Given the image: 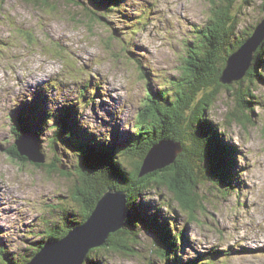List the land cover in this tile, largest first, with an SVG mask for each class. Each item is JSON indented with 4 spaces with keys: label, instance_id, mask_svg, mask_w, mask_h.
Segmentation results:
<instances>
[{
    "label": "rangeland",
    "instance_id": "obj_1",
    "mask_svg": "<svg viewBox=\"0 0 264 264\" xmlns=\"http://www.w3.org/2000/svg\"><path fill=\"white\" fill-rule=\"evenodd\" d=\"M263 2L236 3L239 36L261 21ZM210 17V0H0V258L21 263L53 227L82 218L73 198L79 151L52 144L55 121L68 115L91 141L127 144L149 96L171 89ZM235 86L207 109L236 149L232 181L201 178L194 218L165 187H150L130 208L136 219L137 206L146 219L157 215L160 229L168 223L172 240L179 234L175 256L140 219L127 247L94 251L84 264H264V80L243 119L232 115ZM22 114L40 134L44 166L8 152ZM59 156L66 173L54 169Z\"/></svg>",
    "mask_w": 264,
    "mask_h": 264
},
{
    "label": "trees",
    "instance_id": "obj_2",
    "mask_svg": "<svg viewBox=\"0 0 264 264\" xmlns=\"http://www.w3.org/2000/svg\"><path fill=\"white\" fill-rule=\"evenodd\" d=\"M107 1L118 4L119 0ZM239 1L246 4L251 2V0H223V2L210 0L211 17L206 26L200 30L199 40L192 45L193 49L179 78L172 82L171 89L162 90L159 96H149L147 105L137 116L136 130L131 134L127 144L120 146L114 142L91 141L88 135L81 134L77 123L72 124L71 117L68 115L61 116L55 121V131L51 142L59 140L64 143L63 145L77 148L79 151V162L76 165L78 178L74 185L73 198L82 206L80 211L82 218L72 222L71 225L66 223L63 227H53L47 234L48 239L63 238L71 228L84 223L95 210L105 190L113 187L127 192L126 226L111 233L106 243L91 249L88 256L102 249L127 247L131 236L135 234L130 226L135 227L136 221L146 219L147 213L139 210L140 206L136 207L142 216H138V219L130 210L145 190L152 186L168 188L175 194L182 208L188 210L190 216L194 218L201 200L198 190L202 182L201 178L205 177V180L219 185L226 183L228 185L232 181L236 149L224 142L225 133L208 117L207 109L216 101L222 88L232 90L237 84L239 86L236 89L237 108L232 115L237 119H243L246 117V110H252L249 98L256 97L255 83L264 80V74L259 70L264 61V46H261L255 54L252 67L242 80L232 84L221 82L228 57L252 35L255 29V26L246 28L243 36L236 33L240 21L237 14L232 11ZM263 4L264 2L261 5L262 8ZM222 51L225 55L221 54ZM16 119L19 124L18 130L16 127L13 128L15 137L18 138L31 131L40 143L39 132L31 130L29 126L31 119L24 114ZM162 139L181 142L184 150L170 166L143 175L146 156L151 147ZM8 152L15 160H21L24 164L31 162L18 152L16 144H13ZM123 158L129 162V169L126 168ZM55 160L54 169L66 173L60 166L62 157L59 156ZM37 166H44V164H37ZM146 220L148 227L160 231L159 234L163 237L167 248V258L175 256L176 251H179L175 247L179 234H175L173 241L169 224L166 223L164 228L160 229L157 215L148 217ZM43 246L44 243L38 247H32V256H27L21 263L11 261L9 263L0 258V264H27ZM172 247L174 253L170 251ZM1 251L4 254L3 249Z\"/></svg>",
    "mask_w": 264,
    "mask_h": 264
},
{
    "label": "water",
    "instance_id": "obj_3",
    "mask_svg": "<svg viewBox=\"0 0 264 264\" xmlns=\"http://www.w3.org/2000/svg\"><path fill=\"white\" fill-rule=\"evenodd\" d=\"M264 12V5H263ZM264 46V16L249 38L227 60L221 76L223 84L242 80L253 65L257 50ZM21 155L37 164H44L46 156L37 138L24 133L16 140ZM184 150L181 142L162 139L153 145L145 158L143 175L173 164ZM128 215L127 192L111 188L105 192L91 216L71 228L60 239H49L27 264H84L93 248L103 246L111 233L126 226Z\"/></svg>",
    "mask_w": 264,
    "mask_h": 264
},
{
    "label": "bare ground",
    "instance_id": "obj_4",
    "mask_svg": "<svg viewBox=\"0 0 264 264\" xmlns=\"http://www.w3.org/2000/svg\"><path fill=\"white\" fill-rule=\"evenodd\" d=\"M18 116H15V120L17 121V118ZM24 119V118H23ZM19 123V122H18ZM18 148V147H17ZM18 152L21 154V152H20V150H19V148H18ZM20 199V198H19ZM264 237V236H263Z\"/></svg>",
    "mask_w": 264,
    "mask_h": 264
}]
</instances>
